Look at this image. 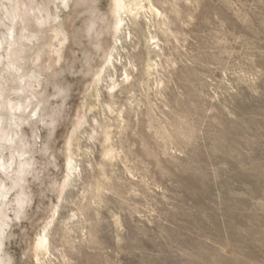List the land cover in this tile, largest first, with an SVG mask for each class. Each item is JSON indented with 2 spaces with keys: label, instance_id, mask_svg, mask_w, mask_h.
Listing matches in <instances>:
<instances>
[{
  "label": "clouds",
  "instance_id": "clouds-1",
  "mask_svg": "<svg viewBox=\"0 0 264 264\" xmlns=\"http://www.w3.org/2000/svg\"><path fill=\"white\" fill-rule=\"evenodd\" d=\"M0 264H264V0H0Z\"/></svg>",
  "mask_w": 264,
  "mask_h": 264
}]
</instances>
